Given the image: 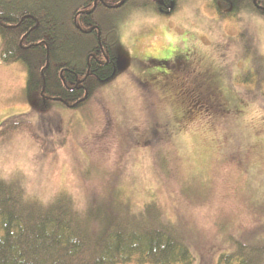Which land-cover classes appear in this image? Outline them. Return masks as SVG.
Segmentation results:
<instances>
[{
    "label": "rangeland",
    "instance_id": "374dc122",
    "mask_svg": "<svg viewBox=\"0 0 264 264\" xmlns=\"http://www.w3.org/2000/svg\"><path fill=\"white\" fill-rule=\"evenodd\" d=\"M136 1L118 18L115 74L80 107L41 110L23 65L0 61V130L32 128L0 137V180L42 205L69 196L80 213L153 203L192 264L264 245V105L239 81L264 74V18L221 1L180 0L167 15ZM97 19L106 31L116 20Z\"/></svg>",
    "mask_w": 264,
    "mask_h": 264
},
{
    "label": "trees",
    "instance_id": "16d2710c",
    "mask_svg": "<svg viewBox=\"0 0 264 264\" xmlns=\"http://www.w3.org/2000/svg\"><path fill=\"white\" fill-rule=\"evenodd\" d=\"M130 0H0V61L21 63L25 95L41 110L58 103L84 104L116 72L118 18ZM180 0H142L137 7L160 14L176 11ZM233 3L264 18V0ZM116 18L108 31L97 19ZM104 14V15H103ZM237 16V15H235ZM261 62L257 65L261 67ZM246 95L264 105V74H242ZM10 130L32 128L7 123ZM192 264L181 232L153 203L133 213L128 204H101L78 212L69 196L48 205L25 199L15 183L0 180V264ZM217 264H264V245L237 243Z\"/></svg>",
    "mask_w": 264,
    "mask_h": 264
},
{
    "label": "snow or ice",
    "instance_id": "6c2138e0",
    "mask_svg": "<svg viewBox=\"0 0 264 264\" xmlns=\"http://www.w3.org/2000/svg\"><path fill=\"white\" fill-rule=\"evenodd\" d=\"M157 58H162V57H157ZM163 58H167V57H163Z\"/></svg>",
    "mask_w": 264,
    "mask_h": 264
}]
</instances>
